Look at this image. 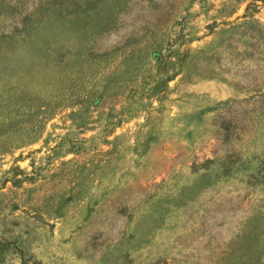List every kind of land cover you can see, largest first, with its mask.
Here are the masks:
<instances>
[{"label":"rangeland","instance_id":"obj_1","mask_svg":"<svg viewBox=\"0 0 264 264\" xmlns=\"http://www.w3.org/2000/svg\"><path fill=\"white\" fill-rule=\"evenodd\" d=\"M0 264H264V0H0Z\"/></svg>","mask_w":264,"mask_h":264}]
</instances>
